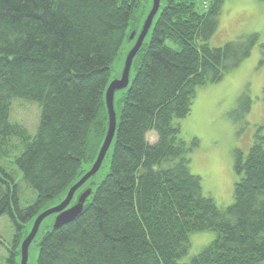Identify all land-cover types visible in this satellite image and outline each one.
<instances>
[{
  "label": "trees",
  "instance_id": "1",
  "mask_svg": "<svg viewBox=\"0 0 264 264\" xmlns=\"http://www.w3.org/2000/svg\"><path fill=\"white\" fill-rule=\"evenodd\" d=\"M144 1L0 0V216L15 226L8 264H18L27 223L95 161L112 64ZM222 1L203 0L202 11L193 0L159 6L120 98L108 172L72 220L45 232L36 264H264V136L246 155L234 149L237 181L224 208L203 194L180 136L195 88L221 80L257 40L208 44ZM15 98L39 105L34 135L9 120ZM202 231L214 239L180 262L189 235Z\"/></svg>",
  "mask_w": 264,
  "mask_h": 264
},
{
  "label": "rangeland",
  "instance_id": "2",
  "mask_svg": "<svg viewBox=\"0 0 264 264\" xmlns=\"http://www.w3.org/2000/svg\"><path fill=\"white\" fill-rule=\"evenodd\" d=\"M198 11L204 8L203 0H193ZM166 0H160V6H165ZM153 5V0L144 1L141 7V17L137 23L136 36ZM218 15V27L210 37L208 44L219 47L227 41L244 39L256 35L250 55L236 68L224 74L221 80L195 88V94L189 114L178 120L180 136L191 145L189 152V168L192 174L201 178L204 195L213 198L221 207H227L233 201V188L237 181L234 171V149H239L246 155L257 136H264V0H223ZM131 32V31H130ZM130 32L127 34L129 36ZM151 29L145 36L149 41ZM136 37L128 40L126 37L121 49L112 64L108 84L120 78L125 57L134 45ZM166 44L174 49H180L177 42L166 40ZM134 69L129 72V83ZM125 88L114 93V110L119 112L120 98ZM40 115V107L36 102L15 98L11 101L9 120L26 128L34 135ZM149 142H154L153 131L147 134ZM194 142V144H193ZM264 145V143H263ZM111 148L104 157L101 166L74 193L71 206L82 194L90 199L92 192L108 172ZM82 167L87 169L88 163ZM68 190H63L53 199L48 200L42 212L58 205L66 196ZM25 197L32 193L23 189ZM58 217L57 213L46 216L40 223L35 237L28 247V264H36L38 243L51 228ZM34 221V220H33ZM33 221L26 225L31 229ZM15 226L7 215L0 216V264H8L7 258L12 248ZM212 231L195 232L189 235L190 246L187 254L179 259L188 262L214 239ZM21 244V243H20ZM20 246L17 262L20 263Z\"/></svg>",
  "mask_w": 264,
  "mask_h": 264
},
{
  "label": "water",
  "instance_id": "3",
  "mask_svg": "<svg viewBox=\"0 0 264 264\" xmlns=\"http://www.w3.org/2000/svg\"><path fill=\"white\" fill-rule=\"evenodd\" d=\"M160 6V0H153V5L151 10L149 11L148 15L146 16L144 23L142 25L141 31L136 36L137 31L132 30L129 34L128 40H132L134 37H136L134 45L130 48L128 51L124 66L122 70V74L119 79L112 81L109 83L105 90L104 95V101H105V107L107 111V117H108V127L107 132L105 134L104 140L100 146V149L97 153L95 161L92 163L91 167L88 171H86L67 191V194L65 198L55 207H52L50 209H47L41 213H39L36 218L33 221L32 227L29 230L28 234L25 236V238L22 240L20 244V263L19 264H28V247L32 239L35 237L39 225L41 221L48 215L57 213L58 217L54 223V226H57V224L61 222H68L73 219L75 215H77L84 203V200L86 199V194H82L79 198V200L72 205L71 207L67 208L70 201L72 200V197L75 193V191L82 185L84 182L91 177L93 174L96 173V171L101 166V163L106 155V152L109 148V145L113 139L114 133H115V126H116V113L114 110V93L116 90H120L123 88H126L129 83V72L132 65V60L140 48L141 44L144 41V38L146 34L148 33L152 22L153 17L157 13ZM67 208V209H66Z\"/></svg>",
  "mask_w": 264,
  "mask_h": 264
},
{
  "label": "flooded vegetation",
  "instance_id": "4",
  "mask_svg": "<svg viewBox=\"0 0 264 264\" xmlns=\"http://www.w3.org/2000/svg\"><path fill=\"white\" fill-rule=\"evenodd\" d=\"M72 198H73V197H72ZM71 201H72V200H71ZM71 201H70L69 205L67 206V208L71 207V203H72ZM67 208H66V209H67ZM18 264H19V263H18Z\"/></svg>",
  "mask_w": 264,
  "mask_h": 264
}]
</instances>
